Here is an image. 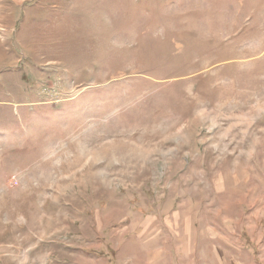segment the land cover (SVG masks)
I'll list each match as a JSON object with an SVG mask.
<instances>
[{
	"label": "rangeland",
	"instance_id": "1",
	"mask_svg": "<svg viewBox=\"0 0 264 264\" xmlns=\"http://www.w3.org/2000/svg\"><path fill=\"white\" fill-rule=\"evenodd\" d=\"M0 264H264V0H0Z\"/></svg>",
	"mask_w": 264,
	"mask_h": 264
}]
</instances>
